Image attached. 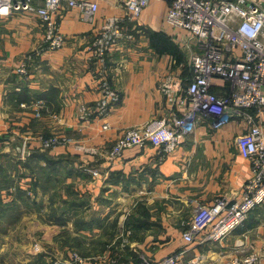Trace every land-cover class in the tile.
<instances>
[{"label":"crops","instance_id":"crops-1","mask_svg":"<svg viewBox=\"0 0 264 264\" xmlns=\"http://www.w3.org/2000/svg\"><path fill=\"white\" fill-rule=\"evenodd\" d=\"M98 1L93 21L76 9L58 13L66 41L57 50L41 48L43 26L34 13L0 18V135L6 140L11 134L17 152L23 145L17 139H24L30 160L40 149L43 157L38 160L47 176L40 194L32 192L31 184L4 203L55 211L50 221L63 234L56 238L51 255L61 259L75 250L89 258L86 264H137L181 253L179 264H224L254 252L264 264V204L222 242L190 244L182 238L200 205L241 197L252 175V163L237 145V138L249 131L244 117L219 128L204 119L171 155L147 144L111 158L114 143L131 127L187 112L184 90L195 46H185L186 32L167 23L168 2L153 0L139 21L125 23L133 37L120 39L108 53L103 76L120 100L101 119L100 76L95 62L89 61L88 48L111 15L126 13L124 0ZM154 33L165 35L173 52L171 46L163 50L159 39L152 41ZM28 54L33 55L29 73L19 75L16 69ZM226 88L215 78L216 93ZM104 123L110 128L104 129ZM54 134L72 141L43 149L38 137ZM92 169L99 175L93 176ZM28 175L27 181H37L35 173ZM38 255L46 260L40 253L30 262ZM197 257L198 263H193Z\"/></svg>","mask_w":264,"mask_h":264},{"label":"built area","instance_id":"built-area-1","mask_svg":"<svg viewBox=\"0 0 264 264\" xmlns=\"http://www.w3.org/2000/svg\"><path fill=\"white\" fill-rule=\"evenodd\" d=\"M153 0H124L126 16L111 15L95 33L90 44L89 61L95 62L101 96L97 103L98 117L106 118L120 100L119 92L103 76L108 53L122 38H132L127 21H139L143 10ZM168 2L167 23L186 32L185 46L194 44L190 55L191 77L185 91L186 113L162 117L145 125L134 126L114 143L110 156L120 157L126 149L150 144L163 155H171L194 133L197 126L210 118L213 128H219L234 117H244L249 131L237 138L241 156L252 163V175L243 186L239 199H219L200 205L182 238L194 244L222 242L241 227L249 214L264 204V0H163ZM63 8L76 9L85 20L93 21L98 0H0V18L13 12L34 13L44 31L41 48L61 49L66 41L61 31L58 13ZM32 54L25 55L16 72L26 76ZM215 78L222 79L227 88L221 93L213 90ZM85 107L82 112L85 113ZM110 128L109 123L103 124ZM63 135L38 137L45 150L71 143ZM27 144L23 146L25 152ZM93 176L99 171L89 170ZM68 259H56L53 264H86V257L72 251ZM181 253L159 260H142L137 264H179ZM200 258L192 260L198 263ZM257 253L237 255L224 264H259Z\"/></svg>","mask_w":264,"mask_h":264},{"label":"rangeland","instance_id":"rangeland-1","mask_svg":"<svg viewBox=\"0 0 264 264\" xmlns=\"http://www.w3.org/2000/svg\"><path fill=\"white\" fill-rule=\"evenodd\" d=\"M5 136L0 135V264H53L58 258L54 256L56 253L51 255L52 247L56 238H62L63 234L56 224L50 221L56 212L52 214L51 208L44 213L39 212L36 207L28 210L22 206L13 207L11 202L4 203L21 195L23 190L20 188H30L31 184L32 192L37 190L40 194L47 177L46 171L39 163L43 152L35 149L30 160L27 157L29 153L26 152L29 148L26 146L25 152L21 151L17 155L16 146L13 144L15 142L11 143V134H8L6 140ZM17 140L18 143H23V149L27 143L22 138ZM31 173H35L36 182L26 180ZM40 253L45 255L46 260L38 255L34 258L36 261L30 262ZM86 259L88 262L89 258Z\"/></svg>","mask_w":264,"mask_h":264},{"label":"trees","instance_id":"trees-1","mask_svg":"<svg viewBox=\"0 0 264 264\" xmlns=\"http://www.w3.org/2000/svg\"><path fill=\"white\" fill-rule=\"evenodd\" d=\"M151 39H152V41H153V39H159L161 42H160V45H163V50H168L169 51V46H171L170 45V43L169 42H167V39L165 38V35H163V34H161V33H154V34H152L151 35ZM172 47V46H171ZM173 47H172V49L170 50V51H172L173 52ZM20 189H22V188H20ZM23 190V189H22ZM13 207H15V206H13ZM10 208H12V207H10ZM13 209V208H12Z\"/></svg>","mask_w":264,"mask_h":264},{"label":"water","instance_id":"water-1","mask_svg":"<svg viewBox=\"0 0 264 264\" xmlns=\"http://www.w3.org/2000/svg\"><path fill=\"white\" fill-rule=\"evenodd\" d=\"M18 149V154H20L21 153V151H22V147H21V145L17 148Z\"/></svg>","mask_w":264,"mask_h":264}]
</instances>
